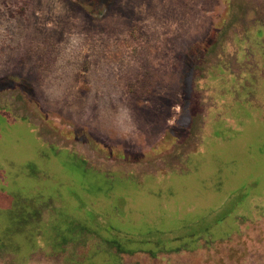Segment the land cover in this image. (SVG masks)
I'll return each mask as SVG.
<instances>
[{
    "label": "rangeland",
    "instance_id": "374dc122",
    "mask_svg": "<svg viewBox=\"0 0 264 264\" xmlns=\"http://www.w3.org/2000/svg\"><path fill=\"white\" fill-rule=\"evenodd\" d=\"M0 264H264V0H0Z\"/></svg>",
    "mask_w": 264,
    "mask_h": 264
}]
</instances>
